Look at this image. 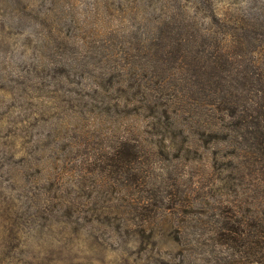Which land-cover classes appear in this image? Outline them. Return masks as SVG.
Returning <instances> with one entry per match:
<instances>
[{"label":"rangeland","instance_id":"374dc122","mask_svg":"<svg viewBox=\"0 0 264 264\" xmlns=\"http://www.w3.org/2000/svg\"><path fill=\"white\" fill-rule=\"evenodd\" d=\"M174 24L264 36V0H0V264H264L256 154L151 60Z\"/></svg>","mask_w":264,"mask_h":264},{"label":"trees","instance_id":"16d2710c","mask_svg":"<svg viewBox=\"0 0 264 264\" xmlns=\"http://www.w3.org/2000/svg\"><path fill=\"white\" fill-rule=\"evenodd\" d=\"M168 27L167 39L159 42L164 47L159 54L160 62L151 57L156 69L160 71L166 63L178 65L181 90L178 98L192 105L191 98L208 97L213 117L220 112L235 118L232 127L240 132L241 141L250 153L256 154L253 160L264 174V36L229 30L219 43L214 38V48L209 50L200 45L193 32L186 31L183 36L184 32H178L181 30L171 31L183 25ZM169 68L164 69V85L174 80L167 78ZM242 231L234 229L235 234Z\"/></svg>","mask_w":264,"mask_h":264}]
</instances>
